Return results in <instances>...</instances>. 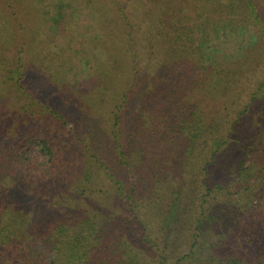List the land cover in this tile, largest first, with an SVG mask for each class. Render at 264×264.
<instances>
[{
  "label": "trees",
  "instance_id": "1",
  "mask_svg": "<svg viewBox=\"0 0 264 264\" xmlns=\"http://www.w3.org/2000/svg\"><path fill=\"white\" fill-rule=\"evenodd\" d=\"M114 3L126 84L99 78L77 98L55 84L53 106L38 100L71 147L44 119L12 129L39 90L20 83L24 67L11 72L0 264H264V0ZM223 28L254 38L237 58L208 62L195 34Z\"/></svg>",
  "mask_w": 264,
  "mask_h": 264
},
{
  "label": "rangeland",
  "instance_id": "2",
  "mask_svg": "<svg viewBox=\"0 0 264 264\" xmlns=\"http://www.w3.org/2000/svg\"><path fill=\"white\" fill-rule=\"evenodd\" d=\"M68 1L0 0V102L18 89L17 78L11 77V72L24 67L25 77L20 83L27 89L32 87L33 93L37 88L39 94L34 93L37 100H27V107L13 120L12 129L44 119L42 130L71 147L67 128L47 119L48 111L42 106L56 103L55 84L70 98L80 97L99 78L122 88L129 79L131 63L126 57V30L117 23L120 14L114 0H91V6L74 0V8ZM226 32L224 28L196 32L195 37L207 47L208 62L237 58L254 38L250 32ZM106 64L126 72L110 74ZM38 100L43 104L39 105ZM29 148L41 154L36 143Z\"/></svg>",
  "mask_w": 264,
  "mask_h": 264
}]
</instances>
